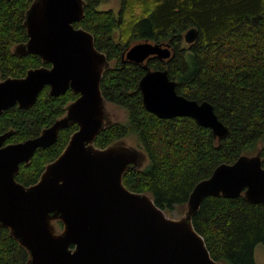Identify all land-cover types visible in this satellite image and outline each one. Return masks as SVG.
I'll return each mask as SVG.
<instances>
[{"label": "water", "instance_id": "95a60500", "mask_svg": "<svg viewBox=\"0 0 264 264\" xmlns=\"http://www.w3.org/2000/svg\"><path fill=\"white\" fill-rule=\"evenodd\" d=\"M84 16L85 0H33L26 10L28 39L13 52L38 55L44 65L0 81V114L16 105L30 108L46 86L52 96L69 89L80 95L38 136L3 146L12 132L0 135V225L27 249L26 264H222L194 227L193 216L208 196L264 203L261 150L220 163L195 185L178 218L168 216L150 194L128 188L126 172L142 168L147 155L124 139L106 147L95 144L111 121L101 89L111 62L94 35L76 26ZM198 36V28L191 27L184 39L193 43ZM173 54L170 42L149 40L122 53L124 62L146 70L139 82L146 109L161 118L190 116L225 138L229 127L210 101L179 93L167 68L148 65L152 56L169 60ZM73 123L78 129L40 179L30 185L18 181L20 164L28 163L38 148L57 142L60 129Z\"/></svg>", "mask_w": 264, "mask_h": 264}, {"label": "trees", "instance_id": "16d2710c", "mask_svg": "<svg viewBox=\"0 0 264 264\" xmlns=\"http://www.w3.org/2000/svg\"><path fill=\"white\" fill-rule=\"evenodd\" d=\"M33 0H0V76L22 77L43 65L40 56H17L16 44L28 39L24 19ZM105 0H85V16L76 23L90 31L96 46L111 62L101 89L106 100L124 108L125 120H111L95 144L106 147L135 134L147 163L129 169L125 185L150 194L167 214H184L190 193L223 162L261 150L264 158V0H120L118 10L103 8ZM197 27L199 36L187 43L184 34ZM170 42L168 60L152 58V69L169 70L179 93L208 100L229 127L219 139L211 128L190 116L161 118L143 103L139 82L142 64L124 62L122 52L140 41ZM45 87L29 109L13 106L0 125L14 127L12 141L36 136L63 115L74 99L71 90L52 96ZM75 126L62 130L57 142L35 152L22 164L17 180L38 181L45 166L65 147ZM211 255L222 264H258L255 247L264 244V203L244 196H208L193 216ZM59 228L62 223L57 222ZM26 248L0 225V264H26Z\"/></svg>", "mask_w": 264, "mask_h": 264}, {"label": "rangeland", "instance_id": "374dc122", "mask_svg": "<svg viewBox=\"0 0 264 264\" xmlns=\"http://www.w3.org/2000/svg\"><path fill=\"white\" fill-rule=\"evenodd\" d=\"M103 8H114L115 10H118L120 7V0H105L102 3ZM107 111H108V116L110 117L111 120L116 121V120H125L126 119V111L124 108H121L119 106H116L114 104H111L107 102ZM125 142L129 145L135 146L137 148H140V142L138 137L135 134H132L131 136L127 137L124 139ZM147 163V158L144 161V166ZM170 217H175L178 218L182 214L178 213L177 211H174L170 214H167ZM255 258L258 264H264V244L260 243L256 245L255 247Z\"/></svg>", "mask_w": 264, "mask_h": 264}, {"label": "flooded vegetation", "instance_id": "af4514ba", "mask_svg": "<svg viewBox=\"0 0 264 264\" xmlns=\"http://www.w3.org/2000/svg\"><path fill=\"white\" fill-rule=\"evenodd\" d=\"M133 45V44H132ZM128 48V47H127ZM126 48V49H127ZM174 50V49H173ZM123 53V52H122ZM121 57H122V55H121ZM156 57V56H155ZM154 56H152V57H150V59H152V58H155ZM156 58H158V57H156ZM150 59H149V61H150ZM160 59V58H159ZM123 60V59H122ZM161 60H164V59H161ZM148 61V62H149ZM125 62H128V61H125ZM129 62H131V61H129ZM44 65V64H43ZM48 65V64H47ZM26 75V74H25ZM24 75V76H25ZM11 77V76H10ZM7 77H5V78H2L1 76H0V81L1 80H3V79H6ZM46 87H48V86H46ZM45 88V87H44ZM69 90H71V89H69ZM48 91H49V87H48ZM68 91V90H67ZM66 91V92H67ZM72 91V90H71ZM65 92V93H66ZM49 93V92H48ZM64 93V94H65ZM72 93L75 95V97H74V99H72L68 104H70L72 101H74V100H76L78 97H79V95L80 94H76V93H74L73 91H72ZM50 94V93H49ZM51 95V94H50ZM68 104L65 106V112L63 113V115L62 116H64L65 115V113H66V110H67V106H68ZM17 106V105H16ZM19 107V106H18ZM32 107V106H31ZM30 107V108H31ZM20 108V107H19ZM21 109H29V108H21ZM8 110V109H7ZM6 112V110H4L1 114H0V116L3 114V113H5ZM62 116H60V117H62ZM60 117H58V118H60ZM58 118H56L54 121H56ZM54 121L52 122V123H54ZM51 123V124H52ZM50 124V125H51ZM50 125H48V126H50ZM47 126V127H48ZM73 126H75V128H74V130L71 132V135H72V133L75 131V130H77L78 129V124L77 123H73V124H71L70 126H68V127H65V128H62V129H60V131H59V134H60V132L62 131V130H64V129H66V128H69V127H73ZM46 128V127H45ZM43 129L44 128H42L41 130H40V132H39V134H41V132L43 131ZM15 128L14 127H6V125H4V124H1L0 125V135H2V134H6V132H12L11 134H10V136H8L7 138H5V140H4V143H3V146H6V144H9V143H17V142H21V141H25L26 139H29V138H33V137H36V136H38V135H36V136H32V137H27V138H24L23 140H18V141H12L13 139H12V136H13V134L15 133ZM70 135V136H71ZM59 138V137H58ZM70 138V137H69ZM69 140V139H68ZM68 142V141H67ZM67 144V143H66ZM66 146V145H65ZM40 148H44V147H40ZM65 148V147H64ZM63 148V149H64ZM39 149V148H38ZM37 151V150H36ZM63 151V150H62ZM61 151V152H62ZM61 152L59 153V155L61 154ZM58 155V156H59ZM58 156H56V158L58 157ZM33 158V157H32ZM32 158H31V160H32ZM31 160L27 163V162H22L21 164H20V169H21V166H22V164H26V165H28V164H30V162H31ZM54 160V159H53ZM52 160V161H53ZM51 162V161H50ZM49 163V162H48ZM47 163V164H48ZM45 169V168H44ZM20 172V171H19ZM18 175V174H17ZM40 179V178H39ZM38 179V180H39ZM37 182V181H36ZM35 182V183H36Z\"/></svg>", "mask_w": 264, "mask_h": 264}]
</instances>
